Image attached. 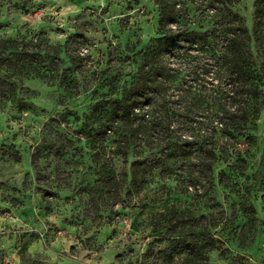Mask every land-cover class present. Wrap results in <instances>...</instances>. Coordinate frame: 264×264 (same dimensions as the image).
Wrapping results in <instances>:
<instances>
[{
  "label": "rangeland",
  "instance_id": "1",
  "mask_svg": "<svg viewBox=\"0 0 264 264\" xmlns=\"http://www.w3.org/2000/svg\"><path fill=\"white\" fill-rule=\"evenodd\" d=\"M221 1L224 6L184 0L187 24L215 32L223 9L238 14L249 34L244 52L261 83L259 113L249 116L242 135L227 140L215 129L214 174L223 175V182L208 197L203 187H189L178 176L163 182L158 171L141 189L127 181L119 196L109 195L98 182L103 163L112 159L118 179L129 165L119 156L111 158L116 135H107L106 155L99 161L85 136L94 106L119 97L136 77L142 53L156 36L153 0H32L26 13L23 1L0 0L1 38L29 40L42 33L60 46L77 33L86 40L78 47L80 67L67 78L62 70L70 62L61 54L59 70L47 68L52 79L22 77L15 81V97L0 96V264H26L22 254L31 264H182L178 238L165 233L158 217L167 206L212 215L218 248L206 264H264V21L256 17V0ZM260 5L264 11V0ZM216 60L213 51L193 60L171 58L164 101L172 108L173 123L186 124L176 135L197 140L196 124L208 121L216 127L212 102L225 83L215 77ZM196 90L204 98L185 106V95ZM223 100L217 109L227 108ZM163 107L158 104L154 115L159 117ZM16 153L18 162L12 160ZM134 158L130 152L129 162ZM240 160L246 162L244 170ZM244 206L256 210L253 229L247 227Z\"/></svg>",
  "mask_w": 264,
  "mask_h": 264
},
{
  "label": "trees",
  "instance_id": "2",
  "mask_svg": "<svg viewBox=\"0 0 264 264\" xmlns=\"http://www.w3.org/2000/svg\"><path fill=\"white\" fill-rule=\"evenodd\" d=\"M17 1H23L21 9L25 13L32 2ZM183 1L153 0L158 8L156 36L142 53L143 59L136 77L121 89L119 97L111 102L96 104L84 124L87 128L85 136L94 148L98 161L106 155V139L111 132L116 135L111 158L119 156L123 163L129 165L128 172L118 179L111 168L112 159L109 158V164L105 160L98 174V182L109 195L119 196V187L127 181L129 186L141 189L146 180L158 171L163 182L178 176L189 187H203L208 196L218 183L223 182V175L214 174L218 161L215 129L218 127L227 140L234 139L242 135L244 127L250 122L249 116L255 118L259 113L256 104L261 79L244 52L249 34L242 18L225 8L219 14L222 20L220 30L198 31L187 24L189 14ZM214 1L222 6L226 3L221 0H207L206 3L211 5ZM261 7L260 0H256V17L264 21ZM85 43V38L77 33L60 46L51 45L42 33L33 34L29 40L0 37V96L15 97L18 89L15 81L22 77L52 79L47 68H50V73L57 72L61 54L70 62V67L62 70L63 77L67 78L80 67L78 47ZM210 51L217 58L215 77L225 80L221 92H216L217 100L214 98L212 102L214 106L217 105L214 108V115L218 117L216 127L208 121L196 124L193 130L199 133L197 140L192 136L185 138L176 135L186 124L173 123L172 108L164 101V89L171 75L170 60H193L196 55ZM202 72L209 73L206 68ZM71 82L74 84L73 80ZM185 96L189 100L185 106H190L192 100L204 98L197 90ZM220 99L227 102V108L217 109ZM160 103L164 105L163 112L157 117L154 114ZM148 112L153 114L150 119ZM145 151L147 155H144ZM130 152L136 157L131 162L128 160ZM19 159L18 153L14 154L12 160L18 162ZM31 164L34 169L37 168L36 153L31 154ZM245 167V160H240L239 169L244 170ZM40 196L44 201L43 195ZM175 208L165 207L158 217L165 225V233L178 238L177 245L185 253L182 264H206L209 253L218 248L212 234L217 224L212 223V215L179 213ZM243 212L247 216V227L253 229L257 222L255 208L244 206ZM20 259L23 263L31 264L24 254Z\"/></svg>",
  "mask_w": 264,
  "mask_h": 264
}]
</instances>
